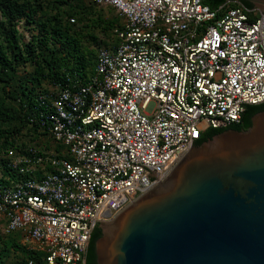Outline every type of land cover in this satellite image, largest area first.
<instances>
[{
    "label": "built area",
    "instance_id": "2783aa9c",
    "mask_svg": "<svg viewBox=\"0 0 264 264\" xmlns=\"http://www.w3.org/2000/svg\"><path fill=\"white\" fill-rule=\"evenodd\" d=\"M85 1L123 19L117 43L98 48L88 81L39 95L34 141L0 161V231L17 233L37 264H85L93 225L158 184L148 170L164 180L192 139L240 124L241 104L264 102V14L255 8Z\"/></svg>",
    "mask_w": 264,
    "mask_h": 264
},
{
    "label": "water",
    "instance_id": "95a60500",
    "mask_svg": "<svg viewBox=\"0 0 264 264\" xmlns=\"http://www.w3.org/2000/svg\"><path fill=\"white\" fill-rule=\"evenodd\" d=\"M241 105L247 129L210 126L160 182L142 166L158 184L93 225L85 264H264V102Z\"/></svg>",
    "mask_w": 264,
    "mask_h": 264
},
{
    "label": "trees",
    "instance_id": "16d2710c",
    "mask_svg": "<svg viewBox=\"0 0 264 264\" xmlns=\"http://www.w3.org/2000/svg\"><path fill=\"white\" fill-rule=\"evenodd\" d=\"M221 5L244 6L238 0H225L216 8ZM103 6L85 0H0V161L6 148L34 141L37 128L29 122L44 109L39 95L49 92L52 84L65 87L88 81L98 48L117 43L114 30L122 24L117 18L103 20L99 11ZM21 27L30 32L27 40ZM96 28L104 33L111 30L114 43L104 44L93 33ZM238 126L247 129L242 122ZM20 242L17 233L0 231V245L21 249L22 264L29 260L37 264L38 254ZM3 252L1 246L0 264Z\"/></svg>",
    "mask_w": 264,
    "mask_h": 264
},
{
    "label": "rangeland",
    "instance_id": "374dc122",
    "mask_svg": "<svg viewBox=\"0 0 264 264\" xmlns=\"http://www.w3.org/2000/svg\"><path fill=\"white\" fill-rule=\"evenodd\" d=\"M99 11L103 17L102 18L103 20L108 21L110 19L117 18V22L120 25L122 24L123 19L116 13L115 10L107 6H103L100 7ZM20 29H21V33L24 35V39L27 40L30 37V32L22 27ZM93 33L96 34L98 38L104 42V44L111 45L112 43H114V37L111 30L104 33L100 29L96 28V30ZM109 221L111 220H103L102 223H108ZM20 244L26 245V243L23 241H21ZM1 246L3 247V249L5 248V252L2 253L1 264H22V261L24 259H23V252L21 249L16 250V248L8 244L7 245L1 244L0 247ZM27 246L28 244L26 245V247Z\"/></svg>",
    "mask_w": 264,
    "mask_h": 264
}]
</instances>
